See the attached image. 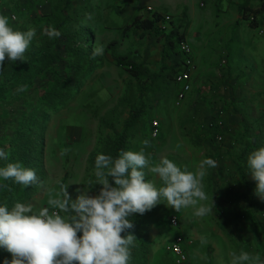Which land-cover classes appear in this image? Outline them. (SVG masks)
<instances>
[{"label": "rangeland", "instance_id": "obj_1", "mask_svg": "<svg viewBox=\"0 0 264 264\" xmlns=\"http://www.w3.org/2000/svg\"><path fill=\"white\" fill-rule=\"evenodd\" d=\"M243 2L245 0L75 1L74 6L79 10L87 6V22L83 23L94 34L92 50L103 48V54L95 55L98 66L82 81L75 100L49 119L44 131L46 180L40 192L28 202L33 210L59 211L50 201L62 200L64 190L72 199L83 191L97 194L102 185L96 183L93 163L101 147L100 140L121 132L133 108H143L144 114L131 132L127 150L143 148L149 167L166 157L182 170L197 172L203 161H215V167L205 166L204 169L203 184L208 199L203 203L211 209L208 215L196 217L192 207L181 208L179 229H173L168 221L176 210L163 202L155 206L146 232L153 243L149 254L151 264L163 252L172 255L170 248L176 235L186 239V264H229L233 251H246L250 256L259 255L264 259V199L255 194L256 181L247 165L244 167L247 187L242 184L235 165L236 154L243 150L234 143L237 133H246L244 140L258 144L255 149L264 146V36L243 18L239 10ZM250 5L259 8L261 1L251 0ZM50 8L51 0H0V12L7 15L13 29L21 31L34 28L33 16L49 12ZM154 13L163 15L164 19L158 23L161 28L178 26L186 31L194 64L202 70L201 78L218 76L216 88L207 84L205 92L195 90L177 104L180 87L172 83L165 92L153 94L146 90L143 106L140 87L145 84L115 64L108 45L116 41L118 54L138 61L147 55L149 67L155 72L162 66H175L177 56L162 61L163 42L154 32L135 30L137 15L148 18ZM79 29L77 25L71 33ZM33 50L39 53L36 37L24 56ZM39 74L46 72L42 70ZM21 106L17 100L1 102L4 120L0 121V147L5 148V136L20 115ZM156 120L162 128V135L157 139L151 136V126ZM207 126H218L220 130L216 135L226 126L230 131L219 142L208 135ZM145 140L149 141L147 146L143 144ZM145 179L157 188L162 186L158 175L148 169H145ZM216 183L229 186L225 197ZM236 188L240 192L238 198L234 194ZM246 188L258 200V219L247 211ZM219 196L224 210L217 212L214 204Z\"/></svg>", "mask_w": 264, "mask_h": 264}, {"label": "clouds", "instance_id": "obj_2", "mask_svg": "<svg viewBox=\"0 0 264 264\" xmlns=\"http://www.w3.org/2000/svg\"><path fill=\"white\" fill-rule=\"evenodd\" d=\"M42 34L49 39L61 36L53 26L43 28ZM36 35L35 28L13 29L8 18L0 15V66L5 58L24 61ZM93 54L102 55L103 48L94 49ZM8 159L9 153L0 147V162ZM246 164L256 181L255 194L264 199V146L250 152ZM205 166L215 167V161L207 159L197 172H189L166 157L149 167L143 148L121 150L116 157L98 154L94 175L102 187L97 194L83 191L72 199L64 190L62 200L50 201L59 209L51 213L48 208L34 211L30 203L16 202L11 208L0 204V248L12 254L11 264H130L136 238L131 233L121 235L133 227L130 215H142L161 202L176 211L192 207L196 217L210 213L203 203L208 199ZM145 169L158 175L161 187L145 179ZM8 180L25 187L39 183L35 170L19 162L0 164V181ZM230 257L229 264H264L259 255L253 257L246 251H233Z\"/></svg>", "mask_w": 264, "mask_h": 264}, {"label": "trees", "instance_id": "obj_3", "mask_svg": "<svg viewBox=\"0 0 264 264\" xmlns=\"http://www.w3.org/2000/svg\"><path fill=\"white\" fill-rule=\"evenodd\" d=\"M75 1L77 0H51L49 12L37 14L32 18L33 26L37 30L36 42L39 53L37 54L35 50L31 51L28 56H24V61L13 62L5 58L3 65L0 66V104L10 100H17L22 104L20 115L14 120L9 133L5 136V149L9 153V159L0 162V164L19 162L22 166L34 169L39 180V183L26 187L15 184L11 180L0 181V204H7L9 208L16 202L28 203L40 192L46 180L44 131L49 119L54 113L69 106L75 100L82 81L98 66V58L92 50L94 34L83 23L87 22L88 8L84 5L80 10L77 9L74 6ZM260 1L259 8H253L250 5L251 0H245L239 5L243 18L249 21L252 27H257L264 15V0ZM0 15L7 17L5 13L0 12ZM163 19V15L160 13H154L152 17L148 18L137 15L134 19L135 30L154 32L163 42L162 61L165 62L167 59L177 56L178 60L175 66H162L159 72H155L149 67L147 55L138 61L129 55L118 54L116 41L108 45L115 64L123 67L132 77L145 84L140 87V90L143 91L141 94L143 106L145 105L146 90H150L153 94L165 92L172 83L176 84L175 77L183 68L184 56L180 44L182 41H188L186 31H182L178 26L161 28L158 23ZM77 25L80 29L72 34L71 29ZM48 26L59 30L61 36L49 39L42 34V29ZM43 62L44 65L41 66ZM42 70H45L46 74L41 76L39 73ZM143 114V108H133L130 117L124 122L121 132L114 137L106 136L100 140L101 147L97 153L116 157L121 150L127 151L131 132ZM3 120L0 112V121L3 122ZM218 130H220L218 126H207L208 135L212 139L215 138ZM229 131L230 129L226 126L222 133L224 135ZM161 135L162 128L160 126L159 137ZM234 138V143L243 148L241 154H236L235 165L242 177V184L247 187L249 182L244 171V167L247 165V155L245 154L255 149L258 144L247 139L244 140L246 133H237ZM65 179L66 177H64L60 191L63 190ZM110 183H113L111 178ZM216 186L217 189L220 187L223 193L229 191V186L226 184L216 183ZM238 189L234 190L236 198L240 193ZM247 189L244 192V196L249 200L247 211L250 213L249 215H255L254 219H258L260 215L256 208L258 200H255V196ZM220 196L214 204L217 212L224 210ZM225 196L226 193L222 195V197ZM154 208L155 206L142 215L137 213L130 215L128 218L133 227L121 233V235L131 233L136 238L130 250V264H151L149 254L153 243L147 238L146 232ZM168 222L170 224V220ZM173 229H179V227ZM12 259L13 256L10 252L0 248V264H11ZM172 261V255L163 252L154 260L153 264H172Z\"/></svg>", "mask_w": 264, "mask_h": 264}, {"label": "built area", "instance_id": "obj_4", "mask_svg": "<svg viewBox=\"0 0 264 264\" xmlns=\"http://www.w3.org/2000/svg\"><path fill=\"white\" fill-rule=\"evenodd\" d=\"M151 10V7H149ZM170 19L169 16L166 17ZM257 29L259 33L264 36V15L259 22ZM180 49L184 56L183 68L177 73L175 77L176 84L179 85L180 89L176 95L177 104L183 102L188 94L192 91V73L195 69L194 59H193V49L188 41H182L180 44ZM151 135L156 138L160 135V124L159 122L153 121L151 128ZM216 140L221 142L224 140L223 133H219L215 136ZM180 216L178 211H175L170 217V226L177 228L180 226ZM171 252L173 255V264H186L188 261V253L186 249V239L183 235H176L172 245Z\"/></svg>", "mask_w": 264, "mask_h": 264}, {"label": "crops", "instance_id": "obj_5", "mask_svg": "<svg viewBox=\"0 0 264 264\" xmlns=\"http://www.w3.org/2000/svg\"><path fill=\"white\" fill-rule=\"evenodd\" d=\"M168 14L171 15V13H168ZM187 40H188V42H190L188 37H187ZM201 71H202L201 69H199L198 67L195 66V69H194V71L192 73V91H191L190 94H188L187 97H189L195 90H197L198 92H201V93L205 92L207 90V88H206L207 84L209 85V87L214 86V88H216L215 84H217V81H219L218 76L211 77V76H206V74H205V76H206L205 78L206 79L203 78L204 79L203 80L201 78V75H203V74H201ZM207 77H209L210 79H208Z\"/></svg>", "mask_w": 264, "mask_h": 264}]
</instances>
